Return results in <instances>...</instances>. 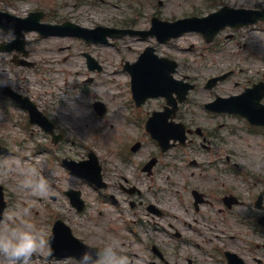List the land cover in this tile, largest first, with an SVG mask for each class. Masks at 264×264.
Here are the masks:
<instances>
[{"label": "rangeland", "instance_id": "obj_1", "mask_svg": "<svg viewBox=\"0 0 264 264\" xmlns=\"http://www.w3.org/2000/svg\"><path fill=\"white\" fill-rule=\"evenodd\" d=\"M158 1L11 0L10 4L0 2V5H7L8 10L17 14L42 9L50 14L46 19L48 21L69 19L90 28L99 24L147 28L155 13L165 19H175L205 14L223 4L264 6V0H163L162 5ZM36 36L34 32L26 36L31 44L27 59L35 63L33 66L14 63L12 53L0 52V80L33 94L40 109L68 132V140L54 143L52 137L38 125L24 121L19 116L20 111L11 107L12 114L8 115L0 110V140L11 148L10 153L0 156V183L4 184L7 200L0 223L17 206L31 204V219L46 233L49 234L52 221L61 217L91 244H105L107 241L104 237L108 242L117 241L130 264H148V257H138L151 255L145 246L147 243L157 244L170 253L180 250L181 257L177 264H188V258L193 259V264H225L220 250L223 246L234 249L240 246L247 253L248 239L259 226L254 214L255 207L249 204L237 206L224 215L217 211V200L215 205L204 206L200 212L193 205L191 190L208 185L215 175L219 180L216 183L219 190H223L224 183L225 190L247 202L264 188V132L247 128L248 123L243 117L210 114L199 105L214 99L216 95L240 93L249 81L262 76L264 26L241 29L238 34L240 43L223 35L209 44L199 33L189 32L158 46L162 54L179 61L176 76H189L196 83L185 102H197L193 106L196 123L204 126L205 134L211 139V147L205 150L202 148L203 139L194 136V143L163 156V162L170 165H164V168L160 164L153 179L143 178L146 180L143 185L145 189L148 183L154 185L155 192L146 197L159 201L158 204L165 210L162 217L151 216L144 207L131 209L125 200L117 205L100 201L93 185L62 163V158L66 156L83 159L90 149L102 154L112 153L121 144L115 143V139L120 141L121 138L128 139L126 142L138 137L145 138V148L136 154L137 160L148 155L150 147L152 151L156 150L152 138L144 133L143 125L127 116L128 105L133 101L132 93L127 89L129 74L124 69L127 60H135L147 45L156 46V40L126 36L110 39L107 44H87L83 39L69 35ZM2 40H7L6 31L0 32ZM84 51L90 52L103 64L102 71L89 70ZM231 69H234V74L229 78L212 89L205 87L209 77ZM91 76L94 77L93 81L89 80ZM96 100H102L108 106L106 116L100 121L91 107V102ZM147 102L155 105L165 100L158 97ZM124 119L130 120V126L126 125ZM219 156L231 159L226 162L231 168L227 172L221 170L222 165L213 168L211 161L221 163L224 160L217 158ZM194 158L201 164L206 163L208 170L201 172L200 168L194 167L189 162ZM183 159L185 161L182 162ZM38 162L43 164L42 172L50 180V190L43 195H33L21 189L18 174L14 171L18 163L40 167ZM69 188L82 191L87 202L83 211H78L65 195V190ZM100 208L106 209L100 213ZM134 209L139 211L138 216L146 219L142 224L130 223L138 240H135L133 233L122 228L123 219L115 218L120 211L128 222L129 215H134ZM170 223L183 233L181 239L170 232ZM163 228L169 231H163ZM49 250L50 246L45 251L35 253L29 264H77L70 257L48 261L46 256ZM0 264L9 262L0 256Z\"/></svg>", "mask_w": 264, "mask_h": 264}, {"label": "flooded vegetation", "instance_id": "obj_2", "mask_svg": "<svg viewBox=\"0 0 264 264\" xmlns=\"http://www.w3.org/2000/svg\"><path fill=\"white\" fill-rule=\"evenodd\" d=\"M0 1H3L6 4L12 3L11 0H0ZM223 35H225L228 38L238 40V33L237 31H235V29L226 28L219 33L218 37H222ZM257 81H264V73L261 77L258 78ZM149 103L150 102H142V103L130 102L128 105L129 113L127 116L130 119L135 118L138 121L146 122V120L152 117V115L160 113L159 114L160 120L183 123L186 126L187 130L193 129L192 126H197L194 125L196 124V120H195L196 113L193 109V106L196 105L197 102H156L155 105H149ZM9 104H10L9 102H1V109L4 114H8ZM12 104H15L16 107H19L18 109L19 111L26 112L23 105L17 104L15 102H12ZM205 104L206 102L202 104V107L206 110ZM199 105L201 106V104ZM206 112L211 113V111L208 110H206ZM203 132L204 130L201 128L200 132L195 131L194 133L200 135L203 134ZM191 133H193L192 130ZM192 137L193 136H190L188 138L187 143H191L194 141ZM204 139L209 141L206 136H204ZM139 141H141L142 143L140 142L141 145L136 150H134L133 144H128L127 146L117 147L116 150L113 151L112 153L105 152L104 154H100L99 156L100 166L103 172L104 179L107 184L104 188H101L97 191L100 193V198L103 200V202L110 201L113 203H117L120 200H127L132 208H137V207L146 208L147 204L151 203L150 199L147 198L146 196L152 192H155V190H153L152 184H149L148 188L145 189L143 185L145 184L146 181L143 178L146 177L153 178V176L157 171L156 167H159L160 164L164 166L162 156L168 154L169 151H173L175 149L183 147L177 144L171 147L170 149L164 150L161 146H159L158 142L155 141L156 150L152 151V147H150L149 149L150 151L148 155L139 157V160H137L136 154L142 151L146 145V141L144 139H139ZM154 156H155L154 163H156V166H154V173L150 175L143 169L147 168L148 161L152 159ZM183 161L184 159L182 160V162ZM211 180L212 182L209 183L208 185H204L203 187L196 188L201 192L200 194L197 195V197L199 196L198 198L203 200L200 206L199 207L197 206V209L199 210V208L203 205H208V206L215 205L216 204L215 202L218 200L220 203L225 204L224 207L221 206L218 207L219 214L226 215L228 211L232 210L233 206L229 205V203L227 204L226 195L228 193L225 192L224 183L222 184L223 190H219L216 184V182L219 181L218 178H214ZM133 190L135 191V193L130 194ZM154 201L156 203L159 202L156 199H154ZM133 213L134 215L137 216L135 222L141 224L142 220H140V218L138 217L139 211L134 209ZM257 213L259 217L260 215L263 214V211L259 210L257 211ZM170 225L173 226L171 223ZM162 230L165 231L166 229L163 228ZM177 231L178 230L175 229V233ZM260 231H261L260 235L264 236V229L260 228ZM178 232H177V236L181 238L183 234L180 231ZM104 239H106V241L108 242L107 237H104ZM101 245H102L101 247H103L104 244ZM257 246L261 250V253L258 255L254 254L251 256L250 259L249 258L248 260L246 259L250 264H264V242L257 243ZM159 249H157L155 253H153L152 251V256L154 257L147 259L149 261V264H152V262H155L156 264H177L178 258L181 257L180 250H176L175 252L170 253L169 250L167 252L165 249H162L161 247ZM226 251L227 250H225L224 254H225V260L227 262ZM236 251L240 255L244 256V248H241L240 246L235 247V252ZM143 258H146L145 254L143 255ZM172 261H174V263ZM187 262L188 264H193V259L188 258Z\"/></svg>", "mask_w": 264, "mask_h": 264}, {"label": "clouds", "instance_id": "obj_3", "mask_svg": "<svg viewBox=\"0 0 264 264\" xmlns=\"http://www.w3.org/2000/svg\"><path fill=\"white\" fill-rule=\"evenodd\" d=\"M4 31L0 26V32ZM6 35L7 40L0 43H8L15 39L14 26L6 30ZM42 168V163L40 167L18 163L14 171L19 177V187L33 195L46 194L50 190V180L43 174ZM31 215V204L17 206L0 223V256L9 264H29L34 253L45 251L50 246V234L39 228L31 219ZM79 264H130V262L128 256L120 250L119 243L109 241L95 251L86 248L79 257Z\"/></svg>", "mask_w": 264, "mask_h": 264}, {"label": "water", "instance_id": "obj_4", "mask_svg": "<svg viewBox=\"0 0 264 264\" xmlns=\"http://www.w3.org/2000/svg\"><path fill=\"white\" fill-rule=\"evenodd\" d=\"M11 19H15L13 17H9ZM259 18L264 19V12L263 11H256L252 9H232L228 7H224L220 11L216 13H212L208 17L204 18H197V19H187L178 21L176 23H166L169 24L168 29L175 30L177 34H180L182 32L188 31V30H200L204 32L208 37L215 34L216 31L220 29V27L225 26L226 24H230L233 26H240L247 23H253L257 21ZM4 19V18H3ZM38 20H34L33 18H17L14 21H5L3 23L4 26L12 25L15 27V29L21 31L22 29H33V28H42V29H50L49 32L46 33H68L67 29L68 25H38ZM68 24V23H67ZM72 28L75 29L73 31L74 33L80 34L85 36L86 38L91 35L92 31L81 28L78 25L72 26ZM105 27H98L95 30L100 31H107L109 32V29ZM67 31V32H66ZM112 31V30H110ZM111 33V32H109ZM113 35V34H112ZM90 38V37H89ZM161 68L159 64H153L147 61L144 62V64L141 66L140 64L136 69L133 71L136 73L137 80L140 82V85H147L150 86V93L151 94H166L165 87L162 84L170 83L167 80V77L163 79V75L161 73H157L156 69ZM224 76L219 77L222 79ZM218 78H214L211 80L210 86L213 85ZM150 95V94H147ZM221 101H227V102H221L223 104L222 108L233 111V112H239L243 115H246L249 117L250 120L253 121H261L264 122V112L257 110L256 108H261L258 106V102H251L250 101V95L248 92L243 93L240 96L232 97L226 100Z\"/></svg>", "mask_w": 264, "mask_h": 264}]
</instances>
